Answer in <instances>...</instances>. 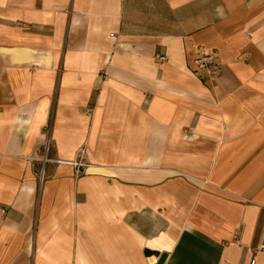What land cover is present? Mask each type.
<instances>
[{
	"label": "crops",
	"instance_id": "1",
	"mask_svg": "<svg viewBox=\"0 0 264 264\" xmlns=\"http://www.w3.org/2000/svg\"><path fill=\"white\" fill-rule=\"evenodd\" d=\"M0 208V264H264V0H0Z\"/></svg>",
	"mask_w": 264,
	"mask_h": 264
},
{
	"label": "built area",
	"instance_id": "2",
	"mask_svg": "<svg viewBox=\"0 0 264 264\" xmlns=\"http://www.w3.org/2000/svg\"><path fill=\"white\" fill-rule=\"evenodd\" d=\"M160 59H164L163 57H161ZM195 63L197 64V66H199L205 77L208 79H214L219 75L220 72V65L219 62L214 58L213 55L210 54H205V55H199L195 58ZM46 133H47V137L44 141V155L43 157H36V156H32L30 159L32 160H37L39 161L42 165H41V169L39 170V177L42 179V177L44 176V165L46 163L47 159V152L50 148V139H49V128L46 129ZM78 153L80 155H82L84 153V148H80L78 150ZM71 165L74 166L75 168V174H79L81 173V171L83 170V168L87 165L86 162H84L82 160V158L80 157L78 160H74L72 162H70ZM5 211L3 208H0V213L3 214ZM254 264V262H251V264Z\"/></svg>",
	"mask_w": 264,
	"mask_h": 264
},
{
	"label": "water",
	"instance_id": "3",
	"mask_svg": "<svg viewBox=\"0 0 264 264\" xmlns=\"http://www.w3.org/2000/svg\"><path fill=\"white\" fill-rule=\"evenodd\" d=\"M166 257H167V253H165V252L161 253L159 258H158L157 264H163Z\"/></svg>",
	"mask_w": 264,
	"mask_h": 264
}]
</instances>
